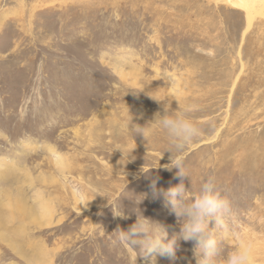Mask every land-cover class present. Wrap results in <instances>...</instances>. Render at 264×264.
I'll use <instances>...</instances> for the list:
<instances>
[{
    "label": "rangeland",
    "instance_id": "obj_1",
    "mask_svg": "<svg viewBox=\"0 0 264 264\" xmlns=\"http://www.w3.org/2000/svg\"><path fill=\"white\" fill-rule=\"evenodd\" d=\"M186 106L204 131L185 187L214 176L222 257L264 264V0H0V264H134L117 228L140 212L178 233L149 187L179 183L167 135L127 125ZM194 247L135 264H196Z\"/></svg>",
    "mask_w": 264,
    "mask_h": 264
},
{
    "label": "clouds",
    "instance_id": "obj_2",
    "mask_svg": "<svg viewBox=\"0 0 264 264\" xmlns=\"http://www.w3.org/2000/svg\"><path fill=\"white\" fill-rule=\"evenodd\" d=\"M193 111L192 106H186L181 110L170 108L164 110L162 115L157 113L154 120L144 126L133 123L131 115L127 128L132 139L136 135L146 138L150 123H156L167 135L171 162L163 167L168 170L176 168L175 177L179 179V183L167 190L157 189L159 176H156L151 179L149 187L154 198L163 196L165 207L174 213L180 222V231L169 238L168 232L161 224L144 217L140 212L137 213L135 223L127 230L117 228L119 233L117 239L136 251L137 256L158 254L174 260L180 242L193 241L196 264H256V256L251 245H241L222 257L217 229L222 228L225 217L231 214V201L219 190L216 178L209 176L196 193H189V189L185 187V178L191 180V176L182 154L203 135L204 131L192 117ZM146 195L147 193L143 194V199ZM115 215L121 216L123 212L120 209ZM211 221L215 222L213 228H209Z\"/></svg>",
    "mask_w": 264,
    "mask_h": 264
}]
</instances>
